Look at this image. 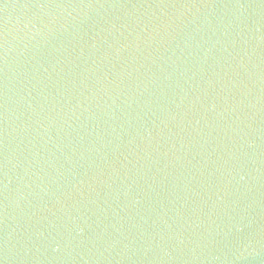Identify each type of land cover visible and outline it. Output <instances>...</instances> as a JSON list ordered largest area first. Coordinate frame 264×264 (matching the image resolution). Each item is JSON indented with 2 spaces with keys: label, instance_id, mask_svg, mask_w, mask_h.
I'll return each instance as SVG.
<instances>
[{
  "label": "water",
  "instance_id": "obj_1",
  "mask_svg": "<svg viewBox=\"0 0 264 264\" xmlns=\"http://www.w3.org/2000/svg\"><path fill=\"white\" fill-rule=\"evenodd\" d=\"M0 264H264V0H0Z\"/></svg>",
  "mask_w": 264,
  "mask_h": 264
}]
</instances>
